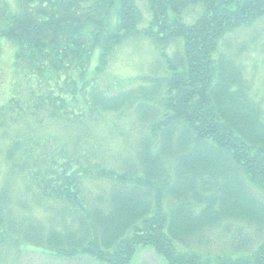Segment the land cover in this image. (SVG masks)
I'll list each match as a JSON object with an SVG mask.
<instances>
[{
	"label": "trees",
	"instance_id": "1",
	"mask_svg": "<svg viewBox=\"0 0 264 264\" xmlns=\"http://www.w3.org/2000/svg\"><path fill=\"white\" fill-rule=\"evenodd\" d=\"M1 39L0 262L264 264V0H0Z\"/></svg>",
	"mask_w": 264,
	"mask_h": 264
},
{
	"label": "rangeland",
	"instance_id": "2",
	"mask_svg": "<svg viewBox=\"0 0 264 264\" xmlns=\"http://www.w3.org/2000/svg\"><path fill=\"white\" fill-rule=\"evenodd\" d=\"M122 46V45H121ZM149 51L146 40H139L129 43L125 42L123 46L115 53L116 58L112 59L110 71L114 75L127 76L130 70L137 69L143 64L145 57ZM13 50L3 40H0V101L5 100L9 92L11 81V64ZM114 55V56H115ZM127 72V73H126ZM125 76V77H126ZM1 171V166H0ZM212 243H216L213 241ZM0 264H97L92 259H56L52 256L41 253L38 250H27L17 256L16 259H7L1 261ZM132 264H168L160 255L150 248L139 247L134 255Z\"/></svg>",
	"mask_w": 264,
	"mask_h": 264
},
{
	"label": "bare ground",
	"instance_id": "3",
	"mask_svg": "<svg viewBox=\"0 0 264 264\" xmlns=\"http://www.w3.org/2000/svg\"><path fill=\"white\" fill-rule=\"evenodd\" d=\"M173 44H174V43H173ZM231 46H232V45H231ZM228 53H229V52H228ZM231 57H232V53H231ZM159 100H160V99H159ZM91 119H92V118H91ZM85 120H87V119H85ZM57 131H59V130H57ZM69 131H70V130H69ZM61 134H62V133H61ZM64 134H65V133H64ZM52 135H53V134H52ZM56 135H57V134H56ZM53 136H54V135H53ZM58 136H59V135H58ZM58 136H57V137H58ZM59 137H60V136H59ZM81 138H82V137H81ZM88 138H89V137H88ZM63 139H64V137H63ZM102 140H103V139H102ZM104 142H105V141H104ZM89 144H90V143H89ZM91 144H92V143H91ZM96 144H97V143H96ZM99 144H100V143H99ZM101 145H102V144H101ZM108 145H109V144H108ZM103 146H105V145H103ZM97 147H98V146H97ZM105 147H106V146H105ZM105 147H104V148H105Z\"/></svg>",
	"mask_w": 264,
	"mask_h": 264
}]
</instances>
